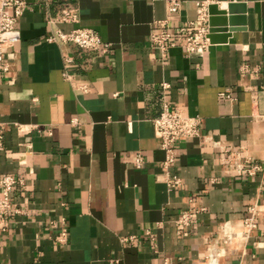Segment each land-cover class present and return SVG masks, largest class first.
I'll list each match as a JSON object with an SVG mask.
<instances>
[{"label":"crops","instance_id":"crops-1","mask_svg":"<svg viewBox=\"0 0 264 264\" xmlns=\"http://www.w3.org/2000/svg\"><path fill=\"white\" fill-rule=\"evenodd\" d=\"M24 1L0 73V177L24 181L11 194L20 214L0 231V264H209L210 256L264 264V242L256 231L245 240L242 228L255 205L264 231L263 175L234 172L231 162L264 163V0H214L243 6L234 31L188 56L178 29L204 0H180L166 27L176 46L164 59L149 37L169 18L165 0ZM66 8L77 24L48 23ZM74 28L96 32L108 51L46 41ZM164 104L201 119V137L174 144L168 172L181 186L171 191L152 124ZM188 209L194 222L176 227ZM61 218L63 244L51 225Z\"/></svg>","mask_w":264,"mask_h":264},{"label":"built area","instance_id":"built-area-1","mask_svg":"<svg viewBox=\"0 0 264 264\" xmlns=\"http://www.w3.org/2000/svg\"><path fill=\"white\" fill-rule=\"evenodd\" d=\"M214 0H204L196 4L197 15L194 21L188 22L179 27L178 32L182 36L181 47L185 55L205 52L209 49L210 43L207 38V6ZM166 10L169 18L162 22L164 26L159 31L150 34L149 43L160 58L164 59L167 53L176 46L172 33L166 28L169 19L173 15H177L180 10V0H165ZM11 8L13 14L7 13V9ZM25 10L24 0H0V73L8 71V63L5 59V51L8 47L14 46L19 41V33L14 28L16 20L23 14ZM50 25L56 23L77 24L78 17L74 10L64 9L58 19L48 21ZM48 43H71L78 48L89 51H100L106 53L109 46L102 43L99 35L91 29L74 28L64 33L58 29H54L51 35L46 39ZM242 72H246V67L241 68ZM167 85H163L166 88ZM222 96V95H221ZM154 130L159 139V149L163 153L162 169L164 171L163 182L168 191L181 186V181L175 175H171L168 169L175 163L174 144L179 139H192L201 137L200 126L201 119L198 117H186L181 111L170 110L167 104H164L163 110L159 117L152 121ZM21 127H18L19 131ZM2 147V137L0 136V151ZM232 169L234 172H245L246 176H254L257 172L263 175L261 186L264 188V163L262 165H254L247 170L238 158L231 159ZM133 163L136 169H140L144 164L143 157L136 153L133 156ZM22 178L14 175H3L0 177V231H5V222L9 215L20 214V209L13 203L11 194L14 187L23 186ZM248 216L242 220L243 236L248 240L251 233L256 231L258 238L264 242V231L258 228L256 222V206L247 207ZM194 222V211L188 209L182 212L175 220L174 224L178 228L189 227ZM53 227H58L59 233L56 242L63 244L67 239V227L64 218L59 221H51ZM179 234V233H178ZM133 237L125 238L123 241H131ZM223 243L231 241L230 235L222 237ZM214 259L210 256L209 264Z\"/></svg>","mask_w":264,"mask_h":264},{"label":"water","instance_id":"water-1","mask_svg":"<svg viewBox=\"0 0 264 264\" xmlns=\"http://www.w3.org/2000/svg\"><path fill=\"white\" fill-rule=\"evenodd\" d=\"M220 6L217 3H211L207 6V26H208V33L207 38L210 44L216 43H225L227 38L230 36L229 33L233 32V26H235V22H237L238 18H236L235 10L241 9L243 10V6H239L237 3H227L226 10L220 9ZM244 14V11L241 12ZM244 16L242 15L241 20L242 26H244ZM229 27V29H227ZM217 34H225L221 39L216 37ZM217 40H222L219 42Z\"/></svg>","mask_w":264,"mask_h":264}]
</instances>
